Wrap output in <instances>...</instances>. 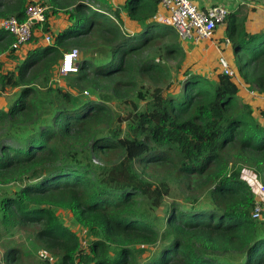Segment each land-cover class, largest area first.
Here are the masks:
<instances>
[{
  "label": "trees",
  "instance_id": "obj_1",
  "mask_svg": "<svg viewBox=\"0 0 264 264\" xmlns=\"http://www.w3.org/2000/svg\"><path fill=\"white\" fill-rule=\"evenodd\" d=\"M37 2L46 21L24 55L0 27V96L15 93L0 107V236L26 234L30 245L9 249L4 264L32 252L38 264H264V210L253 217L249 182L264 181V109L260 121L232 77L183 65L187 53L158 21V0ZM31 3L0 0V24L25 22ZM227 22L242 79L264 93V71L253 75L264 52L247 59L264 34L249 35L234 16ZM74 49L79 72L66 89L58 76ZM98 52L101 65L90 56ZM173 61L184 80L173 78ZM175 192L184 203L169 200Z\"/></svg>",
  "mask_w": 264,
  "mask_h": 264
},
{
  "label": "built area",
  "instance_id": "obj_2",
  "mask_svg": "<svg viewBox=\"0 0 264 264\" xmlns=\"http://www.w3.org/2000/svg\"><path fill=\"white\" fill-rule=\"evenodd\" d=\"M161 7L166 10L167 17L162 23L174 28L180 40L184 43L199 44L200 42L213 38L219 26L226 23L230 12L223 7L213 6L208 9H200L191 0H158ZM48 7L32 0L27 9V20L20 22L16 18H9L1 22L0 27L6 30L15 38L12 49L19 51L28 44L33 35V28L37 24L46 21ZM47 44L52 42V37L47 36ZM80 53L77 49L64 54L60 68L62 76L78 74ZM220 67L224 75L234 77L228 61L220 58ZM263 193H264V187ZM264 210L261 200L256 199L253 217L258 219Z\"/></svg>",
  "mask_w": 264,
  "mask_h": 264
},
{
  "label": "crops",
  "instance_id": "obj_3",
  "mask_svg": "<svg viewBox=\"0 0 264 264\" xmlns=\"http://www.w3.org/2000/svg\"><path fill=\"white\" fill-rule=\"evenodd\" d=\"M124 1L125 0H113L114 2L113 6L118 7L119 4L123 3ZM191 1L195 5H197L198 8L202 10L211 8L213 6H220L226 8L230 12V16H234V21L236 24L238 23L240 24V22L244 20L245 30L249 35L252 36V35L264 34V0H191ZM159 6L160 8H159L158 21L161 22L164 17H167V12L161 7L160 4ZM123 19L125 21L126 30H128L131 33L137 31L136 24L130 22V20L125 15L123 16ZM228 28H229V22L226 21L225 24L218 27L212 39L200 42L199 44L182 42V46L184 49H186V47L188 48V51L186 50L185 51L189 59L191 58L193 59L194 57L196 61H201V59L205 58L206 60H208L207 62L209 64H213L211 65V69L209 68L208 70H202L196 68L198 71H194L204 75H210V76L214 75L215 77L216 75L221 74L222 69L219 65V60L221 57H224L228 61L231 69L235 73V76L232 78L240 87L241 99L252 104L253 107H255V109L257 110L256 112L261 114V110L264 109V93H259L254 90L253 91L250 90L249 85H247L245 81L242 79L238 67L235 64L233 45L230 42V40L227 38ZM62 29H63V25H62ZM258 44L256 43L251 45L250 48L252 49L253 54L259 51L264 52L263 51L264 45L263 44L258 45ZM26 46L27 44L22 48ZM251 54L249 53L247 54L248 60L251 59L252 57ZM263 71L264 69H261L260 71L253 74V67H252L250 73L253 74L256 78H258V76L262 74ZM259 117L261 118V115H259Z\"/></svg>",
  "mask_w": 264,
  "mask_h": 264
},
{
  "label": "rangeland",
  "instance_id": "obj_4",
  "mask_svg": "<svg viewBox=\"0 0 264 264\" xmlns=\"http://www.w3.org/2000/svg\"><path fill=\"white\" fill-rule=\"evenodd\" d=\"M110 1V4L113 6L114 2L113 0H108ZM114 7V6H113ZM64 23V16L63 15H59L56 18H53L51 20V24L52 27L54 29V31L56 33H58L61 29H62V25ZM30 43V42H29ZM29 43L27 44L26 47L22 48V50L19 51V53L21 55H24L25 52L28 50L29 48ZM45 43H47V39L45 38ZM184 44V43H183ZM186 47V46H185ZM186 51H188V48L186 47V49H184ZM185 51V52H186ZM249 54H253L252 49H250L248 51ZM94 55H90L92 57V59L98 63V65L103 64V61L107 58L105 57L104 54H102L101 52L98 53H93ZM251 54V56H252ZM88 55V56H89ZM104 55V56H103ZM102 56V58H101ZM84 56L82 55V58ZM208 60H206L205 58L201 59V61H196V59L193 57V59H187V61H185L183 63V65L187 68L189 66L192 67L193 71H198L196 68L198 69H202V70H208L209 68L211 69V65L213 64H209L207 62ZM180 63V61H173L170 62L171 66L173 67L174 71H173V78L176 74H178V79L179 80H184V76L182 75V71L185 70V67H183V69L181 70V72H178L177 70H175L176 66H178ZM11 64V63H9ZM9 68L11 69L13 65H8ZM195 69V70H194ZM73 76H62L61 74H59L58 76V83L60 86L69 89L71 86V80H72ZM180 91V87L179 85H175V87L172 89V92H179ZM85 94H88L87 92H85ZM15 95L14 92L8 91L6 92L3 96H0V107L1 108H7L8 105L11 103L13 96ZM92 99H95L94 97L91 96ZM259 115H261L260 113H257L258 119L261 121V118L259 117ZM95 164H101L99 159L95 160ZM249 182L253 185L254 188V192H255V199H259L262 201L263 205H264V193L263 188L264 187V181H262L261 179H255L254 177H249ZM11 190H13L14 192H17V187L16 186H10ZM170 201L173 200H177L180 203H184L185 201V195L181 194L180 192H175L174 195L169 199ZM61 216L62 221L69 227H71L73 229V231L78 232V234L83 238L85 236L84 230L80 229L79 227L75 226L74 223L72 222V215L69 212H65V211H60L58 213ZM26 247H29V243L26 242V234L23 235L21 234H17L14 237H7L6 235H1L0 236V264H4V257L7 254V251L11 248H19L20 250H22L24 252V249ZM153 252L156 251V249H152ZM34 252H32V254H27L25 257L23 256L22 261H20L19 264H38V260L40 258L41 255H37L36 253L33 255ZM148 255V254H145Z\"/></svg>",
  "mask_w": 264,
  "mask_h": 264
}]
</instances>
